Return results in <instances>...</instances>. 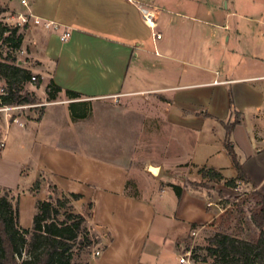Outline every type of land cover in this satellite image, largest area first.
Segmentation results:
<instances>
[{
    "label": "crops",
    "instance_id": "1",
    "mask_svg": "<svg viewBox=\"0 0 264 264\" xmlns=\"http://www.w3.org/2000/svg\"><path fill=\"white\" fill-rule=\"evenodd\" d=\"M0 7L8 22L28 12L40 21L27 26L18 64L41 78L32 91L42 113L0 124V188L21 194L23 228L33 227L53 186L57 199L80 196L73 210L95 239L86 264H180L193 227L212 217L207 192L185 182L203 169L222 182L237 179L227 140L264 196V0H0ZM148 12L159 40L143 19ZM65 31L71 36L62 42ZM51 83L62 92L49 101ZM73 103L77 113L88 105L86 118H73Z\"/></svg>",
    "mask_w": 264,
    "mask_h": 264
},
{
    "label": "trees",
    "instance_id": "2",
    "mask_svg": "<svg viewBox=\"0 0 264 264\" xmlns=\"http://www.w3.org/2000/svg\"><path fill=\"white\" fill-rule=\"evenodd\" d=\"M6 12L7 9L0 7V17ZM19 31V27L10 28L1 21L0 44H6L11 50L18 52L24 40V34H18ZM0 59V81L6 84V88L0 89V106L38 104L35 94L25 91V85L32 83L39 88L41 78L18 66L15 57L8 55L3 58L0 53ZM34 76L36 81L32 82ZM61 92L60 87L51 83L48 86L49 101L55 100ZM66 95L71 99L81 98L79 93L73 91H67ZM83 105L80 113H77L75 103L70 105L74 119H83L89 114L88 105ZM239 124L240 116L237 115L233 123L226 125L228 135ZM225 146L238 171L237 179L228 182L247 179L232 143L227 140ZM200 173L204 178L222 179L215 170L203 169ZM172 187L177 196L181 197L183 189L175 185ZM8 191L0 197V264H72L76 251L87 250L94 244L95 239L90 236L85 225L86 218L76 214L72 207V199H78L79 195L58 198L55 203L52 200L39 201L33 227L26 229L19 222V202L14 204ZM255 223L261 229L257 241H246L225 234H217L210 240L208 251L215 264H264V207L255 216Z\"/></svg>",
    "mask_w": 264,
    "mask_h": 264
},
{
    "label": "rangeland",
    "instance_id": "3",
    "mask_svg": "<svg viewBox=\"0 0 264 264\" xmlns=\"http://www.w3.org/2000/svg\"><path fill=\"white\" fill-rule=\"evenodd\" d=\"M6 8L10 10L7 6ZM5 14L0 17V22L3 21L10 28H15L17 26V21H6L4 18ZM20 28V27H19ZM27 27L20 28L18 34H24ZM0 53L3 54V58H6L8 55L20 58L19 51L15 52L9 48L6 44H0ZM1 60V59H0ZM6 88L4 81H0V89ZM35 89V85L32 83H27L25 85V91L33 93L32 90ZM1 91V90H0ZM44 103L38 99V108L30 109L31 107H23L21 109L4 111V108L0 106V124L6 120L15 122L16 116H22L29 113L30 110H35L37 115H41L42 106ZM2 141L0 134V144ZM2 149L0 145V150ZM17 163L21 161L17 160ZM25 163V162H23ZM149 172L155 176L159 175V169L156 167H149ZM32 176H30L31 178ZM203 177V176H202ZM195 177L196 181H186L185 186L191 187L195 190H205L208 194L209 201H216L217 199H224L222 205L219 209L216 207L209 208L207 207L209 213L212 217L210 221L200 222L193 227V233L195 236H189V243H187L186 250L192 251V256L190 258L191 264H215L214 258L209 254L210 240L217 234L230 235L246 241H257L260 235L261 229L255 223V216L260 214V211L264 207V196L251 187L248 182L245 180H240L245 182L246 185L243 188V191L237 196L234 189L237 186V181L234 183L222 182L221 179H212L209 177ZM1 178V177H0ZM29 178V180H30ZM29 180L27 182H29ZM239 181V180H238ZM40 184H35L34 189L36 190ZM49 192L45 194L46 199L52 200L54 203L57 200L58 193L55 187L50 186ZM7 190L0 188V197L6 194ZM52 193L54 196L51 199L48 197V194ZM10 198H13V203L15 204L20 198V193L8 191ZM61 199H64L61 198ZM208 201V202H209ZM208 206V203H207ZM64 212V211H63ZM28 212L23 213L22 215V225H25L28 220ZM87 255V250L82 249L81 251H76V256L72 264H86V261L89 259Z\"/></svg>",
    "mask_w": 264,
    "mask_h": 264
},
{
    "label": "built area",
    "instance_id": "4",
    "mask_svg": "<svg viewBox=\"0 0 264 264\" xmlns=\"http://www.w3.org/2000/svg\"><path fill=\"white\" fill-rule=\"evenodd\" d=\"M23 5L25 7H28V4L26 3V1H23ZM143 19L145 20V23L149 26V28L152 31V37L153 40H159L161 39L162 35L160 33L155 32V14L152 12H148L147 14H143ZM35 24V25H39L40 21L39 18H35L32 14V12H28L27 14H20L17 17V26L20 28H24L27 26H30L31 24ZM46 27H51L53 28L55 31H59L60 26L58 24H55L54 22H50V23H46L45 24ZM71 36V33L68 31H65L62 35H61V41L62 42H66ZM36 81V77H32V82ZM23 107H27V106H19V107H9V106H5L2 107L4 108V111H9V110H15V109H21ZM1 147H4V142H2ZM246 183L242 182V181H237V186L234 189V191L236 192L237 196H239V194L243 191V188L245 187ZM224 199H217L216 201H209L208 202V207L212 208V207H216L217 209L220 208V206L222 205ZM193 236L196 235V233L194 232L192 234ZM99 252H96V255H99ZM192 256V251L191 250H185L184 253L182 254L181 258H180V264H191L190 258Z\"/></svg>",
    "mask_w": 264,
    "mask_h": 264
}]
</instances>
